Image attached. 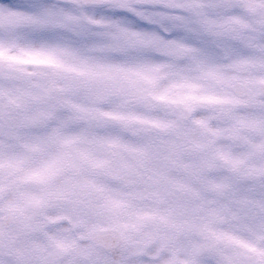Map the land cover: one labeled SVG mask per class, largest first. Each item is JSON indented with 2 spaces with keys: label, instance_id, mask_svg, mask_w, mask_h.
<instances>
[{
  "label": "snow or ice",
  "instance_id": "1",
  "mask_svg": "<svg viewBox=\"0 0 264 264\" xmlns=\"http://www.w3.org/2000/svg\"><path fill=\"white\" fill-rule=\"evenodd\" d=\"M0 264H264V0H0Z\"/></svg>",
  "mask_w": 264,
  "mask_h": 264
}]
</instances>
